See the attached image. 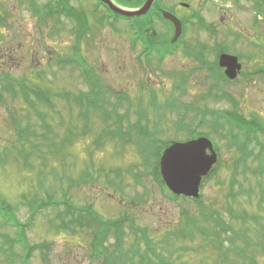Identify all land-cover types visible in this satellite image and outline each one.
<instances>
[{"label":"rangeland","instance_id":"374dc122","mask_svg":"<svg viewBox=\"0 0 264 264\" xmlns=\"http://www.w3.org/2000/svg\"><path fill=\"white\" fill-rule=\"evenodd\" d=\"M47 1L0 0L4 15L0 20V201L12 208L19 222L34 220L25 229L29 245L47 244L45 249H35L31 263L103 264L98 258L92 261L87 250L95 243L100 246L98 234L107 226L104 216L108 220L131 218L121 225L125 247L138 246L140 253L146 249L141 235L131 228L134 223L147 229L157 251L175 264H264V164L250 157L248 171L243 172L239 149L228 146L227 140L233 143V134L226 131V123L225 129L217 126L211 131L208 122H222L207 114L202 126L197 127L198 132L212 135L219 155L216 173L204 181L198 203L172 200L162 193L151 169L142 165L137 148L125 143L130 137L119 127L125 128L128 121L117 119L120 113L132 124L139 122L171 141L194 138L190 128L200 124L195 114L206 109L235 110L249 117L257 111L264 124V79L250 84L246 95L242 78L218 84L201 62L181 49L161 62L155 55H140L142 47L134 45L125 20L96 24L102 10L90 16L95 0L70 2L89 15L90 28L80 33L71 20L62 18L64 23H59L56 17L45 18L36 10L38 6L46 9ZM180 2L188 3L189 8H181ZM253 2L237 7L208 1L204 9L196 5L197 0H160L159 5L176 15L202 9L207 22L216 26L215 35H207L196 23L187 25L185 38L197 48H193L195 55L202 45L207 46L205 60L210 61L218 43L231 53L243 52L251 39L264 44L262 25L252 24ZM150 18L145 20L150 22ZM154 26L165 38L171 36L172 27L165 20H156ZM78 57L87 61L112 104L123 99L119 113L111 110V105L86 99L74 103L72 93L90 89L80 69L64 63ZM260 57L264 58V52ZM25 83H36L49 91L55 112L39 100L32 109L22 95L29 87ZM27 90L29 95L39 94ZM63 92L71 93L72 102L58 96ZM106 93L98 103L108 101ZM35 110L45 114L38 116ZM228 120L233 122V116L228 115ZM46 122L53 125L54 132L46 131ZM138 131L133 128L127 132L132 135ZM132 139L134 142L135 136ZM62 143L63 147L55 149ZM259 168L263 174H253ZM51 196L53 202L61 200V206L68 205L75 218L63 207L32 213L40 199ZM87 205L96 210L85 208ZM23 229L19 227L17 233L15 227L4 225L0 219V243H6L0 246L8 251L0 254V264H21L24 248L13 239L23 234ZM103 240L101 246L112 256L116 254V233H108ZM123 250L127 251L124 246ZM126 260H112L111 264H142L136 253Z\"/></svg>","mask_w":264,"mask_h":264},{"label":"trees","instance_id":"16d2710c","mask_svg":"<svg viewBox=\"0 0 264 264\" xmlns=\"http://www.w3.org/2000/svg\"><path fill=\"white\" fill-rule=\"evenodd\" d=\"M56 3H52L49 7H46V9H41V8H37L36 10H38L39 13H42L43 16L45 18H49V17H53L55 16L57 19V22H61V18L62 15H65L67 17H69V19H72V21L74 22V24L81 26L82 27V32H84L86 30V27L88 28V21H89V15L87 14V12L81 11L79 12L77 9H75L74 7L71 6V8L69 7V0H55ZM121 3L124 4H128V5H133V6H139L141 5V3L143 1L138 0V1H126V0H118ZM160 14V12H159ZM73 17V18H71ZM120 17V16H118ZM67 59V58H66ZM62 62H64L63 58H61ZM71 61V60H70ZM82 62H86L84 59L81 60ZM69 62V61H65L64 63ZM72 62L75 63L74 59L72 58ZM90 76V73L88 74ZM28 88V87H27ZM27 88L24 91V97L26 99V97L28 99H26V101L28 102V104L30 105V107L33 109H36V102H34V100L32 99V95L28 94V90ZM39 94L37 96H35L37 98V100L40 101V103L42 105H48L50 109H52V111L54 110L55 112V106L53 103V98L52 95L50 94L49 91L45 90V88L39 87ZM98 92H95L94 90L89 92V95L86 96L87 101L90 102H97L100 101L101 98L99 96V94L97 95ZM105 95V93H104ZM0 96H1V92H0ZM59 97H61V99H67V102L69 101V94L66 93H60L58 94ZM74 103L79 104L80 102V98H76V100H73ZM106 100H104L105 102ZM121 103V102H120ZM39 110V109H38ZM36 113H38L39 115H44L45 113H42L35 110ZM41 116V117H42ZM102 118H103V113H102ZM50 123V122H49ZM48 122H46V131H48L49 133L54 132V127L53 125ZM233 124H239V126L243 125L244 123H242V121L240 120H236V123L233 121ZM134 127V125L129 126L127 131L132 130ZM127 135L130 137L129 140L132 144V146L134 145L137 149V152L140 154L141 156V162L142 165L148 169H151V175L154 179L157 180V182L161 183L163 185L161 176H160V172H159V163H158V159L159 156L161 154L162 149L169 143V142H162L160 140L157 139V137L155 136V134L152 131H149L147 128H144L143 130H139L138 134H132L131 132H127ZM36 133V132H34ZM195 135V133L193 134ZM38 136V135H36ZM135 136L136 139H133L132 137ZM43 139L45 140L46 137L45 135L42 134ZM68 139V137H67ZM128 140H126L125 142H127ZM53 142V141H52ZM48 143V142H46ZM64 143V142H63ZM63 143L60 146H57L55 149L63 147ZM136 180L139 181L140 178L136 177ZM0 219H2V222L4 225H12V226H16L17 229L19 227L22 226V224H20V222L16 219V215L12 212V208L8 206L7 203L3 202L2 200L0 201ZM123 222L121 221L120 224L118 225V231L116 233V235L118 236V249L116 254H114L112 256V254L108 253L107 250L101 246L104 242L103 237H100V234L98 235V240L97 242L100 244V246H96V243L93 246V249L89 250V257H92V261L93 258L95 259H100V261L102 260L103 264H111L112 260H118V261H127L126 259L129 258V255L131 253H136L137 255H139L142 259V264H175L174 262H172L171 260H168L166 258L163 257V255L157 251L156 246L153 243V239L150 238V234L148 232L147 229H144L143 231L140 230L139 227H137L134 223L132 225V229L135 231H141V238L143 240V242H145V251L140 253V247L138 246H129L128 248L125 247V243H124V235L121 231V225ZM196 221L194 222V226L196 228ZM216 224H219V222H216ZM190 225H193V223H190ZM103 232H107V230L104 228ZM136 232V231H135ZM176 232V231H174ZM106 238V235H104ZM5 240L7 241L9 239L8 236H4ZM102 239V240H101ZM14 243H16L17 241H21V243L24 245L25 244V253L23 254V256L21 257V264H31V259L32 256L34 255V251L37 248H43L44 246H47L46 243H44L43 245L40 244H35V245H29L26 241L25 238L23 237H18L16 239H13ZM1 244V243H0ZM6 243H2L1 245L3 246ZM2 246H0V254L1 253H7L5 248ZM123 246L125 249H127V251L123 250ZM12 250V248L10 249ZM110 256V257H109ZM111 258V259H110ZM110 259V260H109ZM134 259V258H133Z\"/></svg>","mask_w":264,"mask_h":264},{"label":"flooded vegetation","instance_id":"af4514ba","mask_svg":"<svg viewBox=\"0 0 264 264\" xmlns=\"http://www.w3.org/2000/svg\"><path fill=\"white\" fill-rule=\"evenodd\" d=\"M208 1L226 2L228 6L232 5V6H237V7L242 6L245 3V1H248V2L249 1H251V2L255 1L250 6L251 11H252V14H251L252 24L254 27H260L262 25V27L264 29V0H225V1H223V0H197L196 5H200L202 7V9H204L206 7V4ZM184 4H188V3L180 2V7L185 8V9L189 8V6H186ZM202 9H200V10L198 9V10H196V12H193L194 11L193 10L192 11L193 13L190 12V13L185 14V15H176L182 21L183 31H182V35H181L180 39L176 42L177 44L175 43L176 45H174V46L171 44H168V42L164 38V35L161 34V32H159L157 29H151L150 23L145 27L146 35L149 38L153 39V41H155L156 47L159 48V50L161 49L163 52H165V51L171 52L174 50L176 51L177 49H181L182 50L181 52H183V53L186 52L187 54L193 56L198 62L202 63V67H204L205 71H207V73H209V75L212 76L213 78L215 77L216 80H217V77H220L221 74H225V72L227 71L226 66L220 67L218 65V67H219L218 69L214 66V64L217 65L216 64L217 52H219L220 55L223 53H228V54L238 56L239 62H240V69H236L237 75H236L235 79L231 80V79L226 77V80H223V81L219 82L218 84L233 83V82H235V80L242 78L243 82H244V87L246 89V95H247V93H249V89L252 87L250 84H253V85L256 84L257 85L258 84L257 80L264 79V58H262V60H261V57H260V56H262V52H264V44H262L261 42L258 44L256 42H253V39H251L250 43L244 47L243 52L238 51V53H231V52L226 51L223 48V46L218 43L217 45L213 46L215 55H214V59L210 60V61L205 60L206 59V57H205L206 52L204 54L201 53V51L203 49H205V50L208 49L207 46L202 45L200 47V49H198L196 51L199 53H196V55H195L194 50H196L197 48L195 49V46L192 45L185 38V35L188 32V28L186 25L187 18L196 16V15H201L202 19L205 20V23H207V27L201 28V29H204L203 31H205L207 33V35H215L214 33H216V26L211 24L210 22L209 23L207 22V20L205 19V16L201 12ZM162 10H164V8L161 7L160 5H158V0H156L154 2L153 7L150 10V13L153 14V13H156L157 11L162 12ZM0 14L2 15L1 20H4L3 13L0 12ZM170 24H171L172 29H173L172 30V38H173L175 28H174L173 23L170 22ZM257 34H258V36H260L259 32ZM234 36L236 38H239V39L242 38V35L239 33H234ZM243 36H245V34ZM263 42H264V30H263ZM215 47H218V48H215ZM193 48H194V50H193ZM28 52H29V50H28ZM215 70H217V71L215 72ZM257 113H258L257 111H253V116H251V117L244 115V114L243 115L245 116V120L250 122L252 125L263 129L264 128L263 121H261V119L259 118L260 116L258 117L256 115ZM259 142L262 143L263 140L260 138H258V140L253 139L251 141V143L249 144V148L254 149L253 157H257L261 154L260 150H257V149H259V146H258ZM250 154H251V152H250Z\"/></svg>","mask_w":264,"mask_h":264},{"label":"water","instance_id":"95a60500","mask_svg":"<svg viewBox=\"0 0 264 264\" xmlns=\"http://www.w3.org/2000/svg\"><path fill=\"white\" fill-rule=\"evenodd\" d=\"M117 13L127 16H141L146 14L155 0H146L144 5L136 10L120 7L112 0H102ZM163 16L175 25V38L181 35V22L170 12L164 11ZM221 66H226V74L235 78L240 69L238 58L224 54L220 58ZM193 149L195 150L193 152ZM211 153H208L207 150ZM217 161L212 142L205 137L186 142H175L168 147L161 157V173L168 188L177 195L199 197L200 186L204 176H207Z\"/></svg>","mask_w":264,"mask_h":264},{"label":"snow or ice","instance_id":"6c2138e0","mask_svg":"<svg viewBox=\"0 0 264 264\" xmlns=\"http://www.w3.org/2000/svg\"><path fill=\"white\" fill-rule=\"evenodd\" d=\"M195 150L193 149V152H194Z\"/></svg>","mask_w":264,"mask_h":264}]
</instances>
